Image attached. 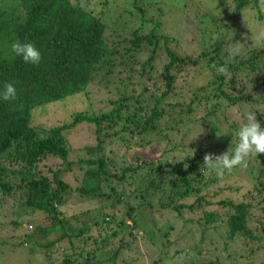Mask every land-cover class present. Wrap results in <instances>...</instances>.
<instances>
[{
  "label": "trees",
  "instance_id": "obj_1",
  "mask_svg": "<svg viewBox=\"0 0 264 264\" xmlns=\"http://www.w3.org/2000/svg\"><path fill=\"white\" fill-rule=\"evenodd\" d=\"M202 1L0 0V92L17 89L0 98V206L13 202L0 212L5 253L24 247L43 264H264V154L240 173L251 188L237 202L217 196L242 186L216 191L220 176L203 165L209 150L236 147L248 111L264 126V47L236 29L219 44L212 34L226 14L254 8L262 20L264 0ZM166 18L175 33L162 31ZM17 40L36 45L39 65L11 51ZM90 89L107 94L99 111ZM73 95H85L84 110L38 120ZM84 124L95 143L72 160L67 135ZM47 158L61 160L50 176ZM75 169L73 187L64 177ZM69 199L81 215L62 211ZM142 242L157 255L140 256Z\"/></svg>",
  "mask_w": 264,
  "mask_h": 264
},
{
  "label": "rangeland",
  "instance_id": "obj_2",
  "mask_svg": "<svg viewBox=\"0 0 264 264\" xmlns=\"http://www.w3.org/2000/svg\"><path fill=\"white\" fill-rule=\"evenodd\" d=\"M223 1L224 0H203L202 3L206 7L214 8L215 6L221 5ZM261 2H262V0H261ZM260 7L264 9V6L262 3H260ZM263 13H264V10H263ZM223 17H224L223 27L220 26L217 30H216V28H217L216 26L212 27V34H214L213 44H214L215 40L217 41L216 43L219 44L220 41L228 39V38H226L227 35H229V36L234 35L235 29L242 36L252 39L254 33L259 28L264 27V17L262 20L257 19V10L254 8L246 9L237 18L229 19L227 14L224 15ZM165 24H166L167 28L163 27V29H162L163 32L168 31V32L175 33L173 27H168L170 24H173V22L170 19L166 18ZM225 30H226V32H225ZM218 35H220V36H218ZM183 37H184V39L182 42L183 43L188 42L187 38L184 35H183ZM200 43H207V41L206 40L204 42L201 41ZM195 47L197 48L198 45L194 46V48ZM201 48H203L202 45H201ZM201 71H200V73H198L195 76L194 81L196 83H198L200 81H205L207 79V78H204V77H206V75L209 77L210 72H209L208 68L201 70ZM187 82H189V81L187 80ZM103 92L104 91H98V89L97 90H95V89L91 90L90 89V91H89V95H92V98H90L92 100L89 103H92L93 109L95 111H99L101 108H104L103 107L104 103H105L104 99L107 97V94L103 93ZM75 96H77V95L67 97L69 100H67V102H65L64 104L63 103L62 104L61 103L60 104L59 103L53 104V102H52L51 103L52 105H50L48 107V113L43 118H39L38 120L43 119V120H46L48 122H55L54 119L55 120H57V119L63 120L65 118V116H67L68 113L71 112V109L84 110L87 106V104L83 103V100L85 99V95L82 98H76V99L74 98ZM83 104H84V106H83ZM109 108H111V106ZM36 109H38V108H36ZM35 113H38V112H35ZM35 116H36V114H35ZM224 131H226L225 127H224ZM93 135H94L93 134V128L89 127L87 124H84V126L81 128V130L76 129L73 132L71 131L68 133L67 137L69 139V144L72 146V150L69 153L70 159L77 160V157L83 156L84 146L93 145L95 143ZM207 142L210 143V141L208 139L200 138L198 141L197 147H199L201 149V151L207 152L208 151V150H206V143ZM117 146H118V143H115V144L110 145L109 148L115 149ZM227 150L222 147L220 149V151H216V149H213L211 151L209 150V152L213 153L215 155H219V154H221ZM256 159L257 158H255V157H251L249 159L247 168H249L251 166L259 167L262 164L261 160L257 161ZM60 163H61V160H58L55 158H47V159L42 160L39 163V166L43 169L44 173H46L47 175L50 176L51 172H47L48 168L54 169V168L60 167ZM245 169L246 168H236L235 172H236V170L240 171L238 174L235 173L233 170L231 172L225 171L223 175H219L220 176V180H219L220 184L217 186L215 185V187H214L216 189V191H220V187L225 186L226 183L231 184L232 186H238V187L242 186V188L238 192L226 191V195L222 194L220 196H217L218 200L221 198H228V199H232L233 201L237 202V201L244 200L245 196L248 197L246 192L248 190H250V188H251L250 182L248 181L247 177H244V176L241 177L240 176V173L243 174ZM82 176H83L82 171L79 169H75L73 171H70L64 177V179L66 181H68L73 187H75V186H78L80 184V182L82 181ZM11 204H13V202L10 199L7 201V203L3 202L2 205L0 206V212L9 211L11 208ZM83 208H85V207H83ZM80 210H81V204L80 205L77 203L74 204V203H72V200L69 199V201H67L66 206L63 207L62 211L65 212L67 215H70V216H72V215L78 216V215H81ZM173 221L175 222L174 218H173ZM150 226H151V224H148L147 229H149ZM30 228L31 227L28 226V230ZM53 237H54V235H50L49 239H52ZM0 241H2V238H0ZM146 243L147 242H142L141 245L139 243L138 244L136 243L137 247H139V250L138 251L136 250L137 253L140 256H141V254L144 255V253L145 254H151L152 256H156L157 251H158L157 246H151V245L146 244ZM0 249L4 252V254L3 253L0 254V264H43L44 263L43 260L41 261L40 257H35L34 254L28 252L27 250H24V247H20L18 250H16L14 252V255H11L9 253H5V248L2 244H0ZM61 252H62L61 249L54 250L53 255H56V256L60 255ZM263 252H264V249H262V251L260 250L258 253V257H261L263 255ZM130 261H131V263L134 262L132 259ZM142 264H144V263H142ZM234 264H238V261L235 262Z\"/></svg>",
  "mask_w": 264,
  "mask_h": 264
},
{
  "label": "clouds",
  "instance_id": "obj_3",
  "mask_svg": "<svg viewBox=\"0 0 264 264\" xmlns=\"http://www.w3.org/2000/svg\"><path fill=\"white\" fill-rule=\"evenodd\" d=\"M182 0H178L180 6ZM81 8H86L84 0H81ZM253 41L260 46H264V27L259 28L252 37ZM11 51L22 58L27 64L39 65L43 57L41 51L33 42L15 41L11 45ZM240 52L239 48L229 51L230 57H235ZM226 67L217 68V72L225 73ZM0 98L5 101H13L17 98L16 84L6 82ZM220 135L217 134V137ZM238 143L234 149L215 155L206 153L203 157V165L206 169L215 171L217 175H223L225 171L231 172L235 168H247L249 159L264 154V126L256 118L255 111L246 113V122L237 132ZM30 227V226H29Z\"/></svg>",
  "mask_w": 264,
  "mask_h": 264
}]
</instances>
